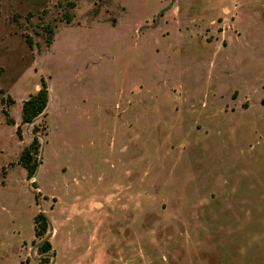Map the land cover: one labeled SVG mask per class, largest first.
Here are the masks:
<instances>
[{
    "label": "rangeland",
    "instance_id": "1",
    "mask_svg": "<svg viewBox=\"0 0 264 264\" xmlns=\"http://www.w3.org/2000/svg\"><path fill=\"white\" fill-rule=\"evenodd\" d=\"M0 90V264H264V0H0Z\"/></svg>",
    "mask_w": 264,
    "mask_h": 264
},
{
    "label": "trees",
    "instance_id": "2",
    "mask_svg": "<svg viewBox=\"0 0 264 264\" xmlns=\"http://www.w3.org/2000/svg\"><path fill=\"white\" fill-rule=\"evenodd\" d=\"M67 18L68 21H71V17ZM53 35V29H49L47 40L48 45H51ZM28 43L32 45V42L28 41ZM49 98V87L45 80L42 79L40 89L23 102L21 124L31 125L39 117L43 116L48 108ZM8 101L10 103H14L12 100ZM3 104L6 106V103L3 102ZM3 114L6 117V123L8 125H15V121L10 117L8 107H4ZM16 132L18 137L22 140V129L20 126L17 128ZM39 132V128L35 127L33 130V139L31 143L22 150L18 161V163L26 170L28 180H32L35 177L39 167L42 164L41 159L39 158L41 150V142L40 138L38 137ZM51 228L52 223L46 214L40 212L38 215H36L34 218L35 237L37 239H42L41 245L37 248L38 253L41 256L39 264H50L49 254H51L53 251V245L50 241V238L48 237V233ZM46 255L48 256L46 257Z\"/></svg>",
    "mask_w": 264,
    "mask_h": 264
},
{
    "label": "crops",
    "instance_id": "3",
    "mask_svg": "<svg viewBox=\"0 0 264 264\" xmlns=\"http://www.w3.org/2000/svg\"><path fill=\"white\" fill-rule=\"evenodd\" d=\"M49 101H50V98H49ZM50 102H51V101H50ZM50 102H49V103H50ZM48 107H49V105H48ZM48 110H49V109L47 108V111H48ZM92 252H93V248H92Z\"/></svg>",
    "mask_w": 264,
    "mask_h": 264
}]
</instances>
